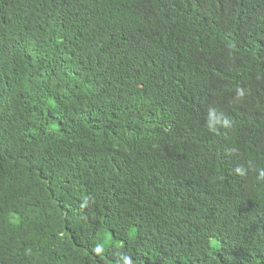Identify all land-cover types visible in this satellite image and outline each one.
<instances>
[{"label": "trees", "instance_id": "obj_1", "mask_svg": "<svg viewBox=\"0 0 264 264\" xmlns=\"http://www.w3.org/2000/svg\"><path fill=\"white\" fill-rule=\"evenodd\" d=\"M262 171L264 0H0V264H264Z\"/></svg>", "mask_w": 264, "mask_h": 264}, {"label": "clouds", "instance_id": "obj_2", "mask_svg": "<svg viewBox=\"0 0 264 264\" xmlns=\"http://www.w3.org/2000/svg\"><path fill=\"white\" fill-rule=\"evenodd\" d=\"M237 171H240V169H237ZM261 177L264 178V171L261 172ZM125 264H132V261L130 259L126 258Z\"/></svg>", "mask_w": 264, "mask_h": 264}]
</instances>
